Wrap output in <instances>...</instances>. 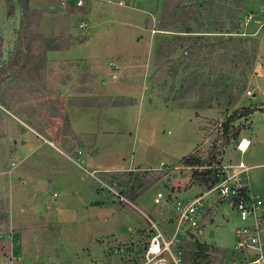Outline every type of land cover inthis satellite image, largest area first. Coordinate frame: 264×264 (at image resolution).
<instances>
[{
  "label": "rangeland",
  "instance_id": "rangeland-1",
  "mask_svg": "<svg viewBox=\"0 0 264 264\" xmlns=\"http://www.w3.org/2000/svg\"><path fill=\"white\" fill-rule=\"evenodd\" d=\"M186 2H215L203 22L210 31L219 24L231 30V23L238 22L235 40L226 32H206L197 43L196 33L175 31L188 19L175 11ZM31 7L36 14L23 32L28 54L17 66L20 9L9 17L7 0H0V75L5 71L0 82V264H147V241L156 232L152 221L166 238L189 239L195 229L187 224L178 228L174 203L154 202L158 191L170 194L179 188L189 199L201 194L188 180L186 172L193 169L173 174L166 169L168 176L137 198L126 197L130 203L88 174L91 167L78 157L88 136L72 131L68 115L83 91L105 94L112 85L113 105L143 108L113 128V164L122 168L179 165V156L195 143V152L207 156L213 143L222 141L226 116L243 106L256 108L234 124L244 135L262 138L251 148L249 164L257 166L249 174L253 194L264 198V0H85L81 7L67 0H31ZM189 46L191 55L186 53ZM36 131L79 158L81 166ZM240 139L241 132L239 140L226 146V164L241 162L235 152ZM45 160L65 162L67 173L58 183L49 182L52 170L37 167L36 162ZM28 161L35 163L33 170L24 166ZM127 172L97 176L121 192L119 181L127 180ZM77 182L80 197L69 194ZM219 200L214 192L206 198L209 208ZM101 201L105 204L94 208ZM215 219L204 223L201 234L196 232L202 242L224 248L210 253L212 264L250 263L256 251L235 248L236 227L250 220H242L230 201ZM190 248L182 241L172 244L171 252L181 253L178 264ZM163 256L167 264H177L169 251Z\"/></svg>",
  "mask_w": 264,
  "mask_h": 264
},
{
  "label": "crops",
  "instance_id": "crops-1",
  "mask_svg": "<svg viewBox=\"0 0 264 264\" xmlns=\"http://www.w3.org/2000/svg\"><path fill=\"white\" fill-rule=\"evenodd\" d=\"M114 72H116V71H114ZM112 73H113V71H112ZM110 87H111L109 89L110 92L105 93V94H103V93H101V91H97V90L88 91V92L83 91L82 93H79L78 94L79 96H77L79 98L77 100L76 105L75 104L72 105L70 107V110H68L70 127H71L72 131L77 136H84V138L86 136H88V139H89L86 142V146H84L83 149L80 150L78 157L79 158H80V156L82 157L83 161H85L91 167L90 170H97L99 173H102L105 176H108V175L113 174V173L125 172V171L150 170V169H152L150 167L129 166V167H123L122 168V166L120 164L119 165H117V163L113 164V158H115V153H116V149H113V132H114L113 128H116V126L119 127L121 125V123L123 122V120L126 119V115L130 114V116H132V117L135 115V113L137 115H139L143 111V108H142V110H136V108L134 106H126V105H122V104L113 105V86L111 85ZM108 102H110V103H108ZM174 109H176V112H178V110H179L180 113H182V110H183L182 108H176V107ZM187 111H189V116H190L189 119L190 120L195 119L194 120L195 122H193L194 128L196 127L197 131L200 132V130L198 129V119L196 117H194V115L192 114L193 113L192 110L187 109ZM192 116H193V118H192ZM113 126H115V127H113ZM243 132H244V130L242 129L241 139H240L239 145L241 144L242 140H247L249 142V145L247 146V148H243V149L238 147L235 150V152L236 151L240 152V158H238V161H241L247 165L246 166L247 171L245 173V175L247 176V181H246L247 185H248L247 189H248V192L253 194L251 177H250L249 172L253 167H255L257 165L249 164V160H250L249 155L254 153L255 148H253V149H251V148L255 147L257 145V143L259 141H261L262 138L257 136V135L255 137H250L249 135H244ZM37 133L39 135L43 136L41 133H39V132H37ZM200 133L203 134L202 130ZM44 139H45V141L56 146V148L60 149L61 152H63V154H65V151H63L61 148H59L58 145L54 141H50L46 137H44ZM25 142H26V140L24 139L23 143H25ZM196 144L197 143H195L193 145V148L189 153L182 155V156L180 155L181 157L179 156V159H178L179 165L176 164L175 166H171L169 164V165H166V167H159V169L164 170V171H166V169H173V171H171L172 174L176 173L177 170L179 171V169H182V168L187 167L188 169H192V167H190V166L182 165L181 159L184 156H187V155L195 152V149L197 147ZM224 156H226V154ZM222 160H223L222 163H225L224 159H222ZM22 161L24 163L27 160L22 159ZM107 161H110L112 163H106ZM63 163H65V162L47 161V160H45V162H43V161L36 162L37 167L38 166L39 167H48L50 170H52L51 171L52 172V174H51L52 178L49 179V182H53V183L54 182L58 183L60 176L66 175L67 170L65 169L66 166ZM33 164H35V163H33ZM33 164L28 161L24 164V166L25 167H27V166L32 167V170H33V168L35 167ZM166 164H168V163H166ZM87 170H89V169H87ZM22 173H23V169L20 172V174H22ZM186 173H188V178H189L188 180H190L191 174L189 173V171ZM55 174L57 176H55ZM69 176H67V177H69ZM166 176H168V173L165 175V177ZM74 177H76V176H74ZM77 184L78 185L73 188V192L69 191V194L71 196L74 195V196L80 197L83 190H81V186L78 182H77ZM23 185H26V184L23 183ZM174 186H176V183H173L171 188ZM25 187H27V186H25ZM64 188H66V187H64ZM37 191H38L37 198L41 199L43 196V195H41L43 193L42 188L40 190H37ZM40 191H41V193H40ZM86 191L87 190H84V192H86ZM158 192H162V191H158ZM204 192H206V191H203L202 193H204ZM98 193H99V191H98ZM183 193L184 192H182V193L180 192L179 188H176L173 190V192L170 191V194L164 193L165 199H163V201L165 202V204L170 205V204L174 203L175 200L180 198V197H181V199L190 200L188 196L182 197L181 194H183ZM53 195L56 197L58 194H57V192L54 191ZM198 195H200V194H198ZM155 198H156V196H155ZM220 201L221 200H219L216 204L214 202H212L211 203L212 205L209 208V209L214 208L212 214L209 217L210 223H212V224L215 222V220H216L215 215L218 214L220 208L222 206H224V204H226V202H229V201H225V202L222 201V203H220ZM154 202H155V199H154ZM104 204L105 203H103L101 201V202H98L96 205H93V206H95L94 208H96V206L102 207ZM231 204H232V202H231ZM232 206H233V204H232ZM57 210H56V212H57ZM249 220H250V222L248 221L249 225H253L254 223H256L257 219H255L254 217H251V218H249ZM258 220H259V228H260V238H261V243H262V257L260 258V261L256 262L255 260L260 257V253L256 252L257 255L256 256L254 255V259H252V261L248 264H264V207L261 208L260 210H258ZM201 221H202V219H201ZM149 239L147 241V245H148ZM215 246H217V245H215ZM217 247L224 250V248L221 245H219ZM244 256H245V254H244ZM226 263H227V261H226ZM235 264H239V263L236 262Z\"/></svg>",
  "mask_w": 264,
  "mask_h": 264
},
{
  "label": "trees",
  "instance_id": "trees-1",
  "mask_svg": "<svg viewBox=\"0 0 264 264\" xmlns=\"http://www.w3.org/2000/svg\"><path fill=\"white\" fill-rule=\"evenodd\" d=\"M213 3L215 2H186V4H179L176 7V13L184 14L188 17L185 21V26H182L180 23V29L176 28L175 31H181L185 33H196L195 41L200 43L201 33L206 32H216V33H228L229 40H235L233 33H237L240 28V24L236 21L231 23L233 28L231 30H225L219 24L217 27H214V30H208L207 25L203 22L205 17L212 15V10L214 9ZM224 5L225 2H219L218 5ZM9 6V17H15L17 15V8L20 9V25L17 29V33L20 36L21 43L16 45V65L22 66L25 59L27 58V52L25 49H28V44L26 39L28 38L23 32H27L30 29L31 21L30 19L36 14V10L31 7V0H7ZM229 16L232 10H229ZM237 16V15H235ZM193 18V19H192ZM234 18V17H232ZM231 18V19H232ZM227 29V28H226ZM0 48H2V39L0 40ZM1 52V51H0ZM193 53V48L191 46L187 47L186 53L191 55ZM256 54V52H255ZM254 54V55H255ZM5 71L2 70L0 75V82L3 80ZM256 111V108L252 106H243L240 109L233 111L231 114L225 117L222 122L223 133L222 141L213 143L209 148L207 156L199 155L197 152H193L187 156H184L181 159V164L185 166L192 167V174L190 181L193 184L198 185L203 191H209L213 189L220 181V177L217 175L218 166L222 164V155L225 152L226 146L229 145L232 141L239 140L241 127L235 126V122L247 118ZM0 119L2 120L1 116ZM120 172H118L119 174ZM167 174L166 171L161 169L153 170H141L138 172L129 171L127 172V180L119 181L121 186V193L125 197L137 198V196L142 192V190L157 182L165 177ZM228 201L223 199L220 203ZM214 208H211L207 211L206 214L202 217V221L199 226L194 230L189 231V239L182 237L180 241L183 243L186 242L188 247H191L190 252H188V257L186 254L183 255L184 263L183 264H212L211 252L220 251L221 248L214 247L205 242H202L197 236L196 232L199 233L204 226V223L209 219ZM224 251V250H222Z\"/></svg>",
  "mask_w": 264,
  "mask_h": 264
},
{
  "label": "built area",
  "instance_id": "built-area-1",
  "mask_svg": "<svg viewBox=\"0 0 264 264\" xmlns=\"http://www.w3.org/2000/svg\"><path fill=\"white\" fill-rule=\"evenodd\" d=\"M69 4H74L76 7L84 5L85 0H67ZM251 91L249 94L251 95ZM80 153V152H79ZM76 164L81 166V161L75 159L74 156L67 155ZM15 165V163H13ZM86 169V168H85ZM88 174L105 185L109 190L113 191L116 196L120 197L121 201L130 203L120 191L114 189L111 185L100 180L97 176V170H87ZM247 167L243 162L237 164L222 163L218 166L217 175L220 177L219 183L211 190L206 191L190 200L178 198L175 200L174 205L178 212V228L183 224H187L188 228H197L201 222L202 217L209 209L206 202L207 196L215 192L222 197V199H228L232 202L234 208L237 210L242 220H248L254 217L256 223L253 225L236 227V239L237 244L235 248L238 251H244L247 248L254 249L257 253H260V257L255 261H260L262 257V243L260 238V228L258 220V210L264 207V199L255 196L248 192L247 189V176L245 175ZM165 195L163 192H158L155 198V203H161ZM152 225L156 232L153 233L149 239L147 249L145 252V258L147 264H167L166 258L163 256L165 251H169L178 264L181 260V253H172L171 246L175 242H181L180 237L173 236L172 238H166L163 232L157 227L155 222L152 221ZM187 228V229H188ZM200 233V232H199ZM177 240V241H176Z\"/></svg>",
  "mask_w": 264,
  "mask_h": 264
},
{
  "label": "bare ground",
  "instance_id": "bare-ground-1",
  "mask_svg": "<svg viewBox=\"0 0 264 264\" xmlns=\"http://www.w3.org/2000/svg\"><path fill=\"white\" fill-rule=\"evenodd\" d=\"M248 144H249V142H248L247 140H242V142H241V144L239 145V147H240L241 149H243V148H247Z\"/></svg>",
  "mask_w": 264,
  "mask_h": 264
}]
</instances>
